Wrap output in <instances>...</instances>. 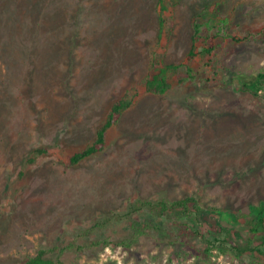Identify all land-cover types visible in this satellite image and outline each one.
<instances>
[{
	"label": "rangeland",
	"instance_id": "1",
	"mask_svg": "<svg viewBox=\"0 0 264 264\" xmlns=\"http://www.w3.org/2000/svg\"><path fill=\"white\" fill-rule=\"evenodd\" d=\"M220 228L264 253V0H0V264H264Z\"/></svg>",
	"mask_w": 264,
	"mask_h": 264
},
{
	"label": "trees",
	"instance_id": "2",
	"mask_svg": "<svg viewBox=\"0 0 264 264\" xmlns=\"http://www.w3.org/2000/svg\"><path fill=\"white\" fill-rule=\"evenodd\" d=\"M194 48H196V45H194ZM214 48L213 45H211V50ZM209 52V50H208ZM195 56L193 52L190 54V58L192 59ZM166 71L165 70H159L157 73H155L153 79L151 81H148V89L154 92H165L168 89V81L166 77ZM130 106V103H126L125 101H121L117 103L109 116L108 121L105 123V125L101 128L98 134V140L97 144L98 145H103L104 139H105V134L106 131L115 123H117L122 115V113ZM94 152V149L88 150L85 153L78 154L75 157L71 159L73 164H77L80 162L82 159H84L86 156ZM193 199L185 200V201H178L173 204L174 207L181 208L183 210V215L184 216H189V211L192 206L193 209L197 210L199 213L200 211L198 210L197 206L193 203ZM163 209H165V205L163 206ZM218 236L214 239V241L209 242L210 246L212 249L214 248H221L223 244L231 243L233 249H235L239 255H244L249 252H258L260 256L264 257V253H262L260 250L250 247L249 243L247 244V247L240 249L239 247L236 246L233 240L230 241L229 238V233L223 228H220L217 230ZM28 264H53L52 261L44 259L41 256H37L35 258H31L29 260Z\"/></svg>",
	"mask_w": 264,
	"mask_h": 264
}]
</instances>
